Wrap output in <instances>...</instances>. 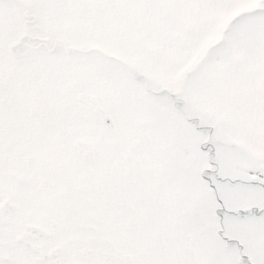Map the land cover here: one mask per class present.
<instances>
[{"label":"snow or ice","instance_id":"6c2138e0","mask_svg":"<svg viewBox=\"0 0 264 264\" xmlns=\"http://www.w3.org/2000/svg\"><path fill=\"white\" fill-rule=\"evenodd\" d=\"M0 264H264V0H0Z\"/></svg>","mask_w":264,"mask_h":264}]
</instances>
